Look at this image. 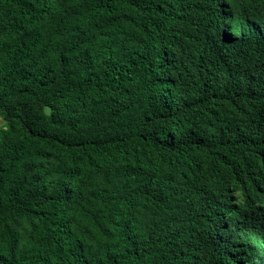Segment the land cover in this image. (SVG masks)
<instances>
[{"label": "trees", "instance_id": "16d2710c", "mask_svg": "<svg viewBox=\"0 0 264 264\" xmlns=\"http://www.w3.org/2000/svg\"><path fill=\"white\" fill-rule=\"evenodd\" d=\"M0 264H264V0H0Z\"/></svg>", "mask_w": 264, "mask_h": 264}, {"label": "rangeland", "instance_id": "374dc122", "mask_svg": "<svg viewBox=\"0 0 264 264\" xmlns=\"http://www.w3.org/2000/svg\"><path fill=\"white\" fill-rule=\"evenodd\" d=\"M5 125V121L3 118L0 116V127H3Z\"/></svg>", "mask_w": 264, "mask_h": 264}]
</instances>
